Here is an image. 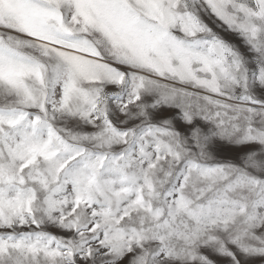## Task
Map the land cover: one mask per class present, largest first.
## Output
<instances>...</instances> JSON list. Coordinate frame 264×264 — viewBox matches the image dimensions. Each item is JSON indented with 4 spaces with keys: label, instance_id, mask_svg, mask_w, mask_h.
Here are the masks:
<instances>
[{
    "label": "snow or ice",
    "instance_id": "snow-or-ice-1",
    "mask_svg": "<svg viewBox=\"0 0 264 264\" xmlns=\"http://www.w3.org/2000/svg\"><path fill=\"white\" fill-rule=\"evenodd\" d=\"M0 264H264V0H0Z\"/></svg>",
    "mask_w": 264,
    "mask_h": 264
}]
</instances>
